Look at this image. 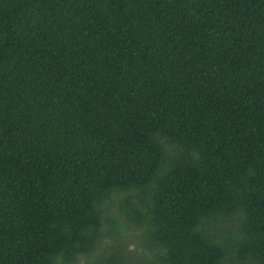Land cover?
I'll list each match as a JSON object with an SVG mask.
<instances>
[{"label": "trees", "instance_id": "trees-1", "mask_svg": "<svg viewBox=\"0 0 264 264\" xmlns=\"http://www.w3.org/2000/svg\"><path fill=\"white\" fill-rule=\"evenodd\" d=\"M264 264V0H0V264Z\"/></svg>", "mask_w": 264, "mask_h": 264}, {"label": "rangeland", "instance_id": "rangeland-1", "mask_svg": "<svg viewBox=\"0 0 264 264\" xmlns=\"http://www.w3.org/2000/svg\"><path fill=\"white\" fill-rule=\"evenodd\" d=\"M84 261H80V264H83Z\"/></svg>", "mask_w": 264, "mask_h": 264}]
</instances>
